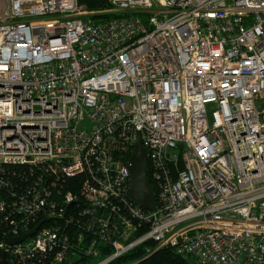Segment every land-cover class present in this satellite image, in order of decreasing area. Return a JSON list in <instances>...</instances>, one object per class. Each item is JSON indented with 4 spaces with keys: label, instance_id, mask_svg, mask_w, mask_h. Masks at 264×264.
Segmentation results:
<instances>
[{
    "label": "built area",
    "instance_id": "built-area-1",
    "mask_svg": "<svg viewBox=\"0 0 264 264\" xmlns=\"http://www.w3.org/2000/svg\"><path fill=\"white\" fill-rule=\"evenodd\" d=\"M106 1L0 0V221L12 225L10 208L26 221L3 234V264L165 247L195 264H264V0ZM105 13L123 17L91 18ZM137 132L154 212L125 195ZM46 165L88 179L69 235L49 226L56 201L15 202L8 181Z\"/></svg>",
    "mask_w": 264,
    "mask_h": 264
},
{
    "label": "trees",
    "instance_id": "trees-1",
    "mask_svg": "<svg viewBox=\"0 0 264 264\" xmlns=\"http://www.w3.org/2000/svg\"><path fill=\"white\" fill-rule=\"evenodd\" d=\"M78 3L85 5L91 12L110 9V4L106 0H78ZM120 17H123V15L105 13L92 15L91 18L95 21L101 22ZM8 181L12 184L11 188L13 189L15 202H19L20 199H30L36 190L42 191V196L48 198V200L51 199L56 201L58 209L54 212L60 219L56 220L49 217V226H57L61 235L71 234V231L78 228L83 222V219L80 217L81 209L84 205L83 196L89 187L88 179L85 175L64 177L58 169L52 165H46L44 167L39 166L36 168L16 167L8 173ZM148 182L151 187L154 188L152 182L150 180H148ZM67 195L73 198L75 197V200L72 204H69L63 212L62 208H64V204L68 200ZM16 210L17 209L12 210L10 208L9 213L7 212L4 214H10L9 217L12 219V225L9 221L5 223H1L0 221V242L3 234H11V232L16 230L18 227H24V225H26L25 217L22 214H18ZM32 224L33 223L30 219L29 225ZM147 231L148 227L142 226L139 228L138 235L144 234ZM109 253L110 252L102 249L98 258H103ZM51 255L52 253L48 254L45 259L41 258V256H36L32 260L28 261L27 264H49ZM142 257V250L139 248L112 264H128L134 262H136L134 264H195L193 258L179 255L174 249L169 247L162 248L152 253L146 259L141 260ZM95 260L96 259L93 258L79 256L68 259L64 264H92ZM0 264H3L1 251Z\"/></svg>",
    "mask_w": 264,
    "mask_h": 264
},
{
    "label": "water",
    "instance_id": "water-1",
    "mask_svg": "<svg viewBox=\"0 0 264 264\" xmlns=\"http://www.w3.org/2000/svg\"><path fill=\"white\" fill-rule=\"evenodd\" d=\"M146 154V149L142 146L141 142V133L137 132L132 154L126 164L129 177L125 195L137 207L148 212H154L156 210V204L152 187L146 176ZM39 226L40 224L36 225L29 232L19 237L5 239V243L9 245L20 243L33 235Z\"/></svg>",
    "mask_w": 264,
    "mask_h": 264
},
{
    "label": "bare ground",
    "instance_id": "bare-ground-1",
    "mask_svg": "<svg viewBox=\"0 0 264 264\" xmlns=\"http://www.w3.org/2000/svg\"><path fill=\"white\" fill-rule=\"evenodd\" d=\"M5 46H8V45H5Z\"/></svg>",
    "mask_w": 264,
    "mask_h": 264
}]
</instances>
